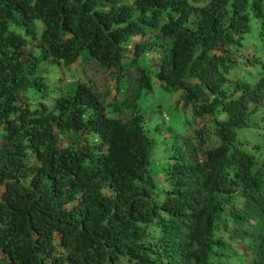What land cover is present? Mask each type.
<instances>
[{
    "label": "trees",
    "instance_id": "16d2710c",
    "mask_svg": "<svg viewBox=\"0 0 264 264\" xmlns=\"http://www.w3.org/2000/svg\"><path fill=\"white\" fill-rule=\"evenodd\" d=\"M261 7V0H0L2 264H264V163L236 134L256 131L264 100V54L245 41ZM239 49L249 71L259 67L257 79L228 78ZM81 53L103 71L114 68L115 84L133 70L132 96L104 106L77 82L52 111L46 96L28 103L26 90L47 87L39 64L69 67ZM152 80L179 92L196 116L210 115L218 142L195 152L192 138L172 136L168 146L164 136L162 187L148 170L154 142L137 104Z\"/></svg>",
    "mask_w": 264,
    "mask_h": 264
},
{
    "label": "rangeland",
    "instance_id": "374dc122",
    "mask_svg": "<svg viewBox=\"0 0 264 264\" xmlns=\"http://www.w3.org/2000/svg\"><path fill=\"white\" fill-rule=\"evenodd\" d=\"M205 2V1H204ZM203 2V3H204ZM261 17L256 18L250 16L248 20V35L246 42L259 48V51L264 54V0L262 1ZM36 42H32L28 47H33ZM252 55L251 51L246 52V55ZM245 52L242 49L238 51L237 68H234L228 74V78H239L240 80L249 81L251 78H256L260 75L259 67H254L249 71L250 63L248 60H244ZM250 58V56H245ZM254 59V58H253ZM125 66L126 61L121 62ZM51 67L48 69L45 61L39 64V75L44 78L43 82L46 84V88L37 89L35 86L25 91V97L28 103L40 101L41 97L46 96L44 103L52 111L54 100L57 95H62L65 90L68 89V85L75 84L77 82H83L89 85L97 96L102 99L104 106L110 105L112 101L121 100L122 97L132 96L135 89L136 74L130 68H127L125 74H120L122 77L120 83H114L109 76L114 72V68L108 71H103L98 68L93 60H86L84 53H81L75 63L69 67L57 65L50 62ZM238 69L241 71L238 72ZM45 71H48L45 73ZM249 71V72H248ZM118 76V75H117ZM151 91L145 92L139 98L137 104L140 111V116L144 122L145 129L147 130V136L151 137L154 142V146L150 151V159L148 170L149 173L155 178L157 186L163 183L162 175L163 170L169 165L167 161V154L164 148L163 137L168 138L167 145L169 146V138L172 136L180 135L183 138L190 137L193 140L195 146V152L208 151L216 143L218 144L214 136V124L210 119V115H198L196 116L188 107H184L179 98V92H173L166 90L162 87L160 82L152 80ZM254 80L251 82L250 85ZM107 110V116L113 117L124 121L127 114L123 110H119L117 113H110V109ZM54 113V117H58V111ZM256 131L250 129L241 130L238 129L236 134L241 139V148L248 149V151L254 156L257 163H264V100L260 99V103L256 108ZM60 120V119H59ZM166 129H170L166 132ZM250 134L253 139L248 138ZM70 133H64V136L57 133V140L67 139ZM262 158V159H260ZM30 165H34L32 162ZM162 187V185H161ZM0 264L2 261L0 260Z\"/></svg>",
    "mask_w": 264,
    "mask_h": 264
}]
</instances>
